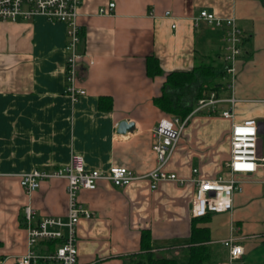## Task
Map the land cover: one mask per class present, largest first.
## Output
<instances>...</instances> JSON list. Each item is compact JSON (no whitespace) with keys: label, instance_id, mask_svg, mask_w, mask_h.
Listing matches in <instances>:
<instances>
[{"label":"crops","instance_id":"obj_1","mask_svg":"<svg viewBox=\"0 0 264 264\" xmlns=\"http://www.w3.org/2000/svg\"><path fill=\"white\" fill-rule=\"evenodd\" d=\"M201 10L234 17L242 31L233 78L222 74L224 29L196 25ZM78 25V87L86 94L73 101L66 94L67 26L42 16L0 21V264H17L29 251L27 205L35 212L32 226L44 217L66 218L65 180L43 181L28 195L20 174L62 167L72 153L84 156L89 169L150 173L158 163L152 131L171 116L158 104L167 76L209 65L218 74L209 76L217 82L218 101L190 114L166 169L186 179L233 177L243 191L233 195L232 210L209 213L206 220L192 216L191 181L161 182L152 190L147 178L123 187L102 180L95 190L78 193L92 214L78 223V263L189 264L199 247L202 264H216L228 260L221 241L233 235L244 248L238 264H264V163L236 174L225 165L234 123L256 122L258 156H264V0H81ZM152 59L161 73L150 74ZM231 109L234 117L225 118ZM122 120L134 128L119 133ZM194 225L208 228V240H192ZM58 244L40 240L33 250L48 254Z\"/></svg>","mask_w":264,"mask_h":264},{"label":"built area","instance_id":"obj_2","mask_svg":"<svg viewBox=\"0 0 264 264\" xmlns=\"http://www.w3.org/2000/svg\"><path fill=\"white\" fill-rule=\"evenodd\" d=\"M81 0H0V21L16 22L20 19L29 20L36 16H42L50 22L63 23L67 26L66 52V94L73 101L86 94V90L78 87V71L83 54L79 51L80 26L78 25L79 7ZM114 3L109 5L110 8ZM101 14H106L104 8ZM154 16V15H152ZM166 17H171V12H165ZM206 22L213 27L224 29L226 72L232 76L236 72V63L242 53L243 34L234 17H219L207 10H201L194 18L198 25ZM175 28L176 24H172ZM93 64V61H89ZM218 100L212 93L208 99H201L197 111L203 107L213 105ZM234 105L237 100L230 98ZM225 118L234 117L233 110L222 113ZM190 115L181 120L176 116L162 118L154 127L152 149L156 154L157 167L150 173L142 176L133 170L120 166H113L109 170H99L86 167L84 156L72 153L69 162L57 169L47 171L34 169L20 174V186L23 191L31 195L38 190L41 183L46 180L62 179L66 181L67 212L66 218L44 217L36 225L31 222L34 217V208L31 205L25 207V219L27 222V245L29 251L18 258L17 264H79L77 248V229L80 218H91L90 210L83 206L78 199L81 189L95 190L100 181H108L114 186L123 187L133 181L147 178L150 180V188L155 190L161 182H175L184 185L191 181L195 183V195L192 203V216L200 217L212 212H227L233 208V195L243 191L239 181L233 177L226 179L219 176L214 179L196 177L195 179L181 178L177 174L167 171L176 147L179 144L184 128ZM231 154L225 163L231 174L251 173L258 166V162L264 163V156H258V130L254 120L243 123H234L231 129ZM197 174L198 170L193 169ZM61 241L54 252L40 254L33 250L38 241ZM228 251V260L216 264H238V260L244 254L243 246L238 243L235 236H230L221 241Z\"/></svg>","mask_w":264,"mask_h":264},{"label":"trees","instance_id":"obj_3","mask_svg":"<svg viewBox=\"0 0 264 264\" xmlns=\"http://www.w3.org/2000/svg\"><path fill=\"white\" fill-rule=\"evenodd\" d=\"M215 65L202 66L189 72H174L167 76L166 82L162 90V96L158 99L159 106L169 113L171 116L179 117L181 120L186 119L197 107L198 102L201 99H208L212 93H215L219 89L217 82L209 80L210 75L215 77L218 75L213 70ZM150 74H159L157 62L155 60L149 61ZM223 75L226 71L222 72ZM209 216V213L200 216V219H205ZM197 219V218H196ZM208 228H197L195 225L192 230V240L196 243L204 242L208 240V235L205 234ZM61 243V241H59ZM199 247L194 248L192 255L188 258L189 264H202L198 251ZM142 264V261L140 263ZM159 264H175L174 261L162 260Z\"/></svg>","mask_w":264,"mask_h":264},{"label":"water","instance_id":"obj_4","mask_svg":"<svg viewBox=\"0 0 264 264\" xmlns=\"http://www.w3.org/2000/svg\"><path fill=\"white\" fill-rule=\"evenodd\" d=\"M134 128V122L128 121V120H122L118 124V132L119 133H127L128 131L132 130Z\"/></svg>","mask_w":264,"mask_h":264},{"label":"rangeland","instance_id":"obj_5","mask_svg":"<svg viewBox=\"0 0 264 264\" xmlns=\"http://www.w3.org/2000/svg\"><path fill=\"white\" fill-rule=\"evenodd\" d=\"M230 78H231V77H229V76L227 77V79L229 80V83H230V81L232 80V79H230Z\"/></svg>","mask_w":264,"mask_h":264}]
</instances>
